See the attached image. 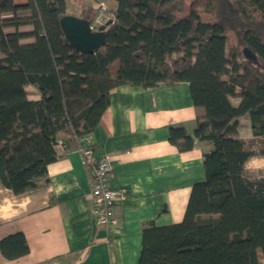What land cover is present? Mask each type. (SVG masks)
<instances>
[{
	"label": "trees",
	"instance_id": "obj_1",
	"mask_svg": "<svg viewBox=\"0 0 264 264\" xmlns=\"http://www.w3.org/2000/svg\"><path fill=\"white\" fill-rule=\"evenodd\" d=\"M113 1L105 44L81 53L59 24L65 0H0L1 184L20 194L46 180L56 147L82 146L112 88L185 81L195 126H169L168 140L210 144L205 177L180 222L142 227L138 264H264V176L244 175L254 152L237 120L246 114L264 140V0ZM28 249L21 231L0 239L6 259Z\"/></svg>",
	"mask_w": 264,
	"mask_h": 264
},
{
	"label": "crops",
	"instance_id": "obj_2",
	"mask_svg": "<svg viewBox=\"0 0 264 264\" xmlns=\"http://www.w3.org/2000/svg\"><path fill=\"white\" fill-rule=\"evenodd\" d=\"M65 2L67 14L85 18L95 12L94 2L109 10L115 6L113 0ZM28 86L30 98H38ZM237 120L244 140L241 126L249 127L250 121L246 114ZM175 125L190 134L195 126L187 82L112 88L97 126L80 142L91 145L95 155L110 157V183L120 190L114 224L96 223L90 178L78 149L64 151L58 145L47 179L35 188L14 194L0 182V239L21 231L29 248L14 259L0 253V264H138L142 227L180 222L192 184L205 177L202 154L210 144L194 139L190 150L179 151L168 140L169 126Z\"/></svg>",
	"mask_w": 264,
	"mask_h": 264
},
{
	"label": "built area",
	"instance_id": "obj_3",
	"mask_svg": "<svg viewBox=\"0 0 264 264\" xmlns=\"http://www.w3.org/2000/svg\"><path fill=\"white\" fill-rule=\"evenodd\" d=\"M93 9L95 15L90 22L93 29L112 18L109 9L102 2H94ZM78 152L81 163L86 167L90 178L95 221L103 226L112 225L115 221L113 216L114 200L120 190L113 188L110 183V157L106 153L95 155L90 145L81 146Z\"/></svg>",
	"mask_w": 264,
	"mask_h": 264
},
{
	"label": "water",
	"instance_id": "obj_4",
	"mask_svg": "<svg viewBox=\"0 0 264 264\" xmlns=\"http://www.w3.org/2000/svg\"><path fill=\"white\" fill-rule=\"evenodd\" d=\"M89 18L65 14L59 24L70 45L81 53H93L105 44L106 29L113 22L106 20L96 28H91Z\"/></svg>",
	"mask_w": 264,
	"mask_h": 264
},
{
	"label": "rangeland",
	"instance_id": "obj_5",
	"mask_svg": "<svg viewBox=\"0 0 264 264\" xmlns=\"http://www.w3.org/2000/svg\"><path fill=\"white\" fill-rule=\"evenodd\" d=\"M32 88L27 87V93L31 97ZM233 101L235 99H232ZM241 133L244 137L246 146L254 153L253 157H250L244 166V175L248 178H257L264 176V158L260 156L259 150L263 147V138L254 135V128L250 124L249 127L241 126ZM260 260L264 262V255L260 256Z\"/></svg>",
	"mask_w": 264,
	"mask_h": 264
}]
</instances>
